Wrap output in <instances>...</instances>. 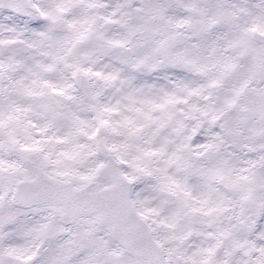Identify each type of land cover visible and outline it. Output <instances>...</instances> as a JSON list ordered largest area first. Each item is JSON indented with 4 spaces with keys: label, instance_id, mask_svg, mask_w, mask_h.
Wrapping results in <instances>:
<instances>
[{
    "label": "snow or ice",
    "instance_id": "6c2138e0",
    "mask_svg": "<svg viewBox=\"0 0 264 264\" xmlns=\"http://www.w3.org/2000/svg\"><path fill=\"white\" fill-rule=\"evenodd\" d=\"M0 264H264V0H0Z\"/></svg>",
    "mask_w": 264,
    "mask_h": 264
}]
</instances>
